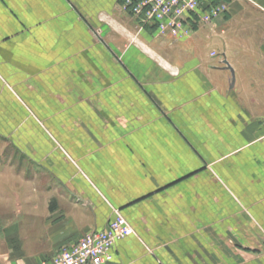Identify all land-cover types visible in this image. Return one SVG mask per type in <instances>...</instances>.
<instances>
[{
    "label": "crops",
    "instance_id": "crops-1",
    "mask_svg": "<svg viewBox=\"0 0 264 264\" xmlns=\"http://www.w3.org/2000/svg\"><path fill=\"white\" fill-rule=\"evenodd\" d=\"M125 0H0V264L104 229L106 264H264V0L189 38Z\"/></svg>",
    "mask_w": 264,
    "mask_h": 264
},
{
    "label": "built area",
    "instance_id": "built-area-1",
    "mask_svg": "<svg viewBox=\"0 0 264 264\" xmlns=\"http://www.w3.org/2000/svg\"><path fill=\"white\" fill-rule=\"evenodd\" d=\"M124 11L144 25L155 27L159 36L189 38L199 26H212L230 9L227 1L212 0H125ZM101 230L87 232L75 244L64 247L55 256L39 264H106L112 262L116 243L136 234L119 209Z\"/></svg>",
    "mask_w": 264,
    "mask_h": 264
},
{
    "label": "rangeland",
    "instance_id": "rangeland-1",
    "mask_svg": "<svg viewBox=\"0 0 264 264\" xmlns=\"http://www.w3.org/2000/svg\"><path fill=\"white\" fill-rule=\"evenodd\" d=\"M231 1V0H228ZM9 139L5 135H0V158L13 160L20 168L28 170V168H33L31 162H28V159L20 151H16L9 144Z\"/></svg>",
    "mask_w": 264,
    "mask_h": 264
},
{
    "label": "trees",
    "instance_id": "trees-1",
    "mask_svg": "<svg viewBox=\"0 0 264 264\" xmlns=\"http://www.w3.org/2000/svg\"><path fill=\"white\" fill-rule=\"evenodd\" d=\"M212 1L215 2V3H218L220 1H226V0H212Z\"/></svg>",
    "mask_w": 264,
    "mask_h": 264
}]
</instances>
